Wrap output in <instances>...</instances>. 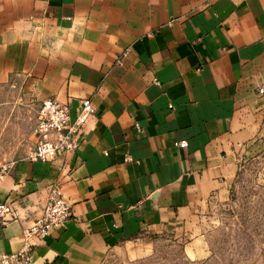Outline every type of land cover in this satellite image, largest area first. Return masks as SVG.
Masks as SVG:
<instances>
[{
	"label": "crops",
	"instance_id": "0c3cea01",
	"mask_svg": "<svg viewBox=\"0 0 264 264\" xmlns=\"http://www.w3.org/2000/svg\"><path fill=\"white\" fill-rule=\"evenodd\" d=\"M259 87L264 0H0V150L4 126L26 125L0 155V202L17 211L0 252L22 246L55 183L73 218L30 240L33 264H104L141 237L194 230L229 198L241 156L264 149ZM44 98L72 117L90 98L94 113L76 150L31 161Z\"/></svg>",
	"mask_w": 264,
	"mask_h": 264
},
{
	"label": "rangeland",
	"instance_id": "374dc122",
	"mask_svg": "<svg viewBox=\"0 0 264 264\" xmlns=\"http://www.w3.org/2000/svg\"><path fill=\"white\" fill-rule=\"evenodd\" d=\"M4 127L8 147L0 155L10 160L26 125ZM104 264H264V149L241 156L229 198L213 204L194 230L141 237L110 251Z\"/></svg>",
	"mask_w": 264,
	"mask_h": 264
},
{
	"label": "built area",
	"instance_id": "2783aa9c",
	"mask_svg": "<svg viewBox=\"0 0 264 264\" xmlns=\"http://www.w3.org/2000/svg\"><path fill=\"white\" fill-rule=\"evenodd\" d=\"M259 93L264 92L259 87ZM77 114L72 117L67 103L54 98H44L37 109L33 133L36 142L27 155L31 161H52L59 156L76 150L79 137L84 126L94 113V106L90 98H79ZM174 147L186 148L188 141L180 139L173 141ZM130 160V157L126 158ZM8 164L0 165V182L7 174ZM17 218V211L12 202H0V221ZM73 218L71 204L65 199L58 183L51 185L44 206L37 217L23 230L22 246L13 252H0V264H33L31 261V242L33 238L45 239L50 233L64 226Z\"/></svg>",
	"mask_w": 264,
	"mask_h": 264
}]
</instances>
